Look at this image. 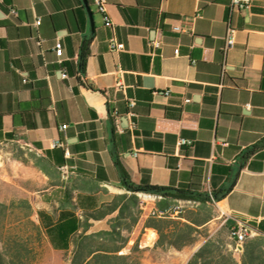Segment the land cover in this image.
<instances>
[{
	"label": "crops",
	"instance_id": "crops-1",
	"mask_svg": "<svg viewBox=\"0 0 264 264\" xmlns=\"http://www.w3.org/2000/svg\"><path fill=\"white\" fill-rule=\"evenodd\" d=\"M87 1L94 23L84 0H0V157L21 167L34 221L44 222L40 212L57 223L64 213L83 220L110 208L90 220L88 234L103 241L98 234L119 223L129 239L121 254L139 244L143 264H166L149 256L163 251L167 264H189L205 234H221L220 245L233 251L230 231L240 223L254 233L247 242L264 240V0L241 11L231 0H106V14ZM230 31L236 43L225 54ZM113 37L125 51L111 50ZM129 181L196 199L149 203L185 205L154 217ZM158 219L169 221L167 234L205 233L194 231L196 241L181 250L163 248L148 226ZM244 252H233L239 264Z\"/></svg>",
	"mask_w": 264,
	"mask_h": 264
},
{
	"label": "trees",
	"instance_id": "trees-1",
	"mask_svg": "<svg viewBox=\"0 0 264 264\" xmlns=\"http://www.w3.org/2000/svg\"><path fill=\"white\" fill-rule=\"evenodd\" d=\"M89 54V43H86L82 53V68L85 67V61ZM262 147L264 148V143ZM128 189L131 192L143 191L162 194L164 197L171 196L180 200L196 199L189 191H174L170 188L156 186L138 188L130 181ZM23 204L28 210L25 218L29 220L34 229L35 233L33 234L36 240L42 242L43 239L45 241L48 239L54 249L65 252L69 264H143V251L139 248V244H135L129 253L121 254L127 247L129 239L121 236V229H117L120 226L119 223L114 225L110 232L102 231L98 234L99 237L103 238V241H99L94 235L88 234L91 227L90 220H103L108 215V211L111 210L110 208L100 210L97 213H85L83 220L76 214L64 213L61 214L57 223H54L50 216L40 212L38 215L44 222L37 224L33 220L34 213L29 202L23 201ZM6 210L7 206L0 203V226L1 221L7 218ZM128 217L131 218V223L135 222L131 212L128 213ZM148 226H153L160 232V246L163 248L172 246L177 250H181L185 244L196 241V238L192 237L194 231L202 234V236L205 233L190 227H176L172 233L167 234L165 231L170 226L167 219L150 221ZM205 236L208 241L195 253L189 264H239L233 253L235 244L233 251H230L226 246L220 245L223 243L221 234L216 235L218 241H213V238H210L208 234ZM243 248L245 252L242 257V264H264V240L246 241ZM29 255L30 251L21 239L8 237L0 240V264H32V259L28 258Z\"/></svg>",
	"mask_w": 264,
	"mask_h": 264
},
{
	"label": "rangeland",
	"instance_id": "rangeland-1",
	"mask_svg": "<svg viewBox=\"0 0 264 264\" xmlns=\"http://www.w3.org/2000/svg\"><path fill=\"white\" fill-rule=\"evenodd\" d=\"M24 186L25 180L21 174V167L10 161L8 155H2L0 157V203L7 206V218L1 221L0 240L8 237L21 239L30 251L28 258L32 259V264H69L65 253L53 250L45 239L38 242L34 237L35 231L29 220L25 218L28 210L23 204ZM149 256L151 260H163L166 264L170 262L168 251L160 254L152 252Z\"/></svg>",
	"mask_w": 264,
	"mask_h": 264
},
{
	"label": "built area",
	"instance_id": "built-area-1",
	"mask_svg": "<svg viewBox=\"0 0 264 264\" xmlns=\"http://www.w3.org/2000/svg\"><path fill=\"white\" fill-rule=\"evenodd\" d=\"M95 4L99 6L100 12L103 14H106V0H94ZM253 4V0H231V5L230 8L232 11H241V10H246V9H250L252 7ZM2 8V5L0 3V9ZM10 15L12 16V18L16 19L18 18V11L14 8H11L10 10ZM107 20V26H112L111 22L109 21L108 17H106ZM36 26H40L41 25V20L38 19V21L35 23ZM175 30L177 31H181V28L177 27L175 28ZM236 43V39H235V32L234 31H230L226 37V45L224 48V52L225 54L231 49L233 48V46ZM109 44H110V48L113 52L116 53H121L123 51L126 50L125 44L123 43H119L117 41V39L115 37L111 38L109 40ZM154 47L158 48L159 44L155 43L153 45ZM55 51L56 54L58 56V58H62L64 56V45L62 43L61 40H58L55 44ZM177 55L179 54V50L176 51ZM64 78H67V74H63L62 75ZM120 85V84H118ZM131 108L135 107V102L132 101L130 104ZM67 125H64L62 127L63 130L67 129ZM191 141H188L187 139H181L180 140V145H190ZM55 147H63L64 148V144L60 141H57L54 144ZM66 155L69 157L70 153L68 150L65 151ZM64 173H65V177H68V175L70 174L69 169L67 166L62 168ZM141 207L143 210H149V213L151 216L154 217H158V218H164V217H169L171 215H174L176 213H181L182 211L179 210H175V209H166V208H157V207H152L150 205L147 204H141ZM254 235L252 229L250 228L248 223H240L239 226H237L236 228H233L230 231V236L231 238L234 240L235 242V252H240L243 250V246L245 244V242Z\"/></svg>",
	"mask_w": 264,
	"mask_h": 264
},
{
	"label": "bare ground",
	"instance_id": "bare-ground-1",
	"mask_svg": "<svg viewBox=\"0 0 264 264\" xmlns=\"http://www.w3.org/2000/svg\"><path fill=\"white\" fill-rule=\"evenodd\" d=\"M139 197L148 205L149 203H157L159 201L164 200V196L162 194H155V193H149V192H142L138 193ZM167 209V208H166ZM168 209H175L179 211H183L185 209V205L180 203L177 207L168 208Z\"/></svg>",
	"mask_w": 264,
	"mask_h": 264
},
{
	"label": "water",
	"instance_id": "water-1",
	"mask_svg": "<svg viewBox=\"0 0 264 264\" xmlns=\"http://www.w3.org/2000/svg\"><path fill=\"white\" fill-rule=\"evenodd\" d=\"M84 3H85V5H86V8H87V10H88V13H89V15H90V17H91V21H92V23H94V19L92 18L93 13H92V10H91V8H90V6H89V4H88V1H87V0H84Z\"/></svg>",
	"mask_w": 264,
	"mask_h": 264
}]
</instances>
